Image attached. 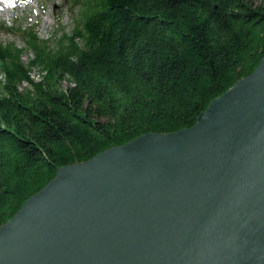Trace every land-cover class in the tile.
Listing matches in <instances>:
<instances>
[{"label": "trees", "instance_id": "trees-1", "mask_svg": "<svg viewBox=\"0 0 264 264\" xmlns=\"http://www.w3.org/2000/svg\"><path fill=\"white\" fill-rule=\"evenodd\" d=\"M67 1L58 37L0 24L24 42L0 38V226L59 167L194 125L264 57V0Z\"/></svg>", "mask_w": 264, "mask_h": 264}, {"label": "water", "instance_id": "water-1", "mask_svg": "<svg viewBox=\"0 0 264 264\" xmlns=\"http://www.w3.org/2000/svg\"><path fill=\"white\" fill-rule=\"evenodd\" d=\"M0 264H264V57L194 125L59 167Z\"/></svg>", "mask_w": 264, "mask_h": 264}, {"label": "rangeland", "instance_id": "rangeland-1", "mask_svg": "<svg viewBox=\"0 0 264 264\" xmlns=\"http://www.w3.org/2000/svg\"><path fill=\"white\" fill-rule=\"evenodd\" d=\"M0 24L21 26L22 28L34 27L42 38H54L63 32H71L73 27L74 12L70 10L67 0H21L12 7L15 0H0ZM2 41H14L19 46L24 42L18 32L0 31ZM32 57L30 50L23 55V60ZM0 72V77H1ZM32 76L38 78V70L33 69Z\"/></svg>", "mask_w": 264, "mask_h": 264}, {"label": "bare ground", "instance_id": "bare-ground-1", "mask_svg": "<svg viewBox=\"0 0 264 264\" xmlns=\"http://www.w3.org/2000/svg\"><path fill=\"white\" fill-rule=\"evenodd\" d=\"M0 3H1L2 5H4L1 1H0Z\"/></svg>", "mask_w": 264, "mask_h": 264}]
</instances>
